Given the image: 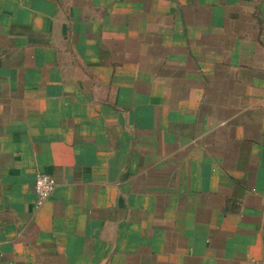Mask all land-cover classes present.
Listing matches in <instances>:
<instances>
[{"label":"crops","instance_id":"crops-1","mask_svg":"<svg viewBox=\"0 0 264 264\" xmlns=\"http://www.w3.org/2000/svg\"><path fill=\"white\" fill-rule=\"evenodd\" d=\"M0 264H264V0H0Z\"/></svg>","mask_w":264,"mask_h":264},{"label":"built area","instance_id":"built-area-1","mask_svg":"<svg viewBox=\"0 0 264 264\" xmlns=\"http://www.w3.org/2000/svg\"><path fill=\"white\" fill-rule=\"evenodd\" d=\"M55 188L56 181L52 176L44 173H39L37 175L35 181V192L39 198L40 204H43L52 196Z\"/></svg>","mask_w":264,"mask_h":264}]
</instances>
